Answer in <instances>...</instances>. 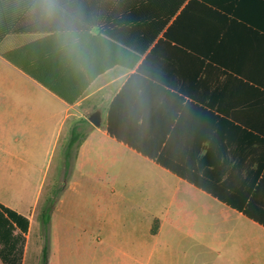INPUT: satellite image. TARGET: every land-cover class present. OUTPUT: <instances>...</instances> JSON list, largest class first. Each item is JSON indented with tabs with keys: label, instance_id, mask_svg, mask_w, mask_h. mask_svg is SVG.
Wrapping results in <instances>:
<instances>
[{
	"label": "crops",
	"instance_id": "crops-1",
	"mask_svg": "<svg viewBox=\"0 0 264 264\" xmlns=\"http://www.w3.org/2000/svg\"><path fill=\"white\" fill-rule=\"evenodd\" d=\"M63 161L64 194H150L141 264H264V0H37L0 42V264ZM70 208L67 236H106Z\"/></svg>",
	"mask_w": 264,
	"mask_h": 264
},
{
	"label": "rangeland",
	"instance_id": "rangeland-1",
	"mask_svg": "<svg viewBox=\"0 0 264 264\" xmlns=\"http://www.w3.org/2000/svg\"><path fill=\"white\" fill-rule=\"evenodd\" d=\"M68 178L66 163L63 161L59 176L48 180L47 192L43 195L44 209L50 199H55L57 204L64 196L62 207L66 217L61 235L50 236L45 233L43 224H35L24 264H45L44 248L48 249L47 264H141V261H145L148 237L139 230V226L140 219L149 216L150 194L123 191L111 193L107 190L102 192L94 183L80 188L78 192L69 191L64 194ZM34 195L27 193L22 198L28 206L31 205L33 211L38 212L40 204L34 203ZM140 202L146 209L139 208ZM69 207L71 225L77 222L95 231L99 226L92 221L95 218L102 221L104 217L107 218L106 236H81L77 228L75 236H67L65 224ZM137 257L140 258V263H136Z\"/></svg>",
	"mask_w": 264,
	"mask_h": 264
},
{
	"label": "trees",
	"instance_id": "trees-1",
	"mask_svg": "<svg viewBox=\"0 0 264 264\" xmlns=\"http://www.w3.org/2000/svg\"><path fill=\"white\" fill-rule=\"evenodd\" d=\"M37 0H0V42L8 35L17 33L19 30V21L29 8H31ZM10 58V55H6ZM79 135L73 133L68 144L67 152H69L78 141ZM56 204L55 199H50L47 207L43 212V222L48 228L51 212ZM45 264L48 262V249L44 248Z\"/></svg>",
	"mask_w": 264,
	"mask_h": 264
},
{
	"label": "water",
	"instance_id": "water-1",
	"mask_svg": "<svg viewBox=\"0 0 264 264\" xmlns=\"http://www.w3.org/2000/svg\"><path fill=\"white\" fill-rule=\"evenodd\" d=\"M90 121L97 127L101 126V123H102V114H101V112H94L90 116Z\"/></svg>",
	"mask_w": 264,
	"mask_h": 264
}]
</instances>
